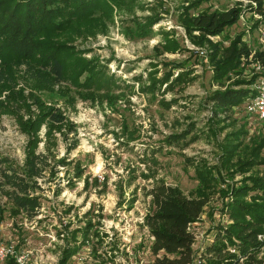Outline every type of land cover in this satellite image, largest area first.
I'll return each instance as SVG.
<instances>
[{
	"label": "rangeland",
	"instance_id": "obj_1",
	"mask_svg": "<svg viewBox=\"0 0 264 264\" xmlns=\"http://www.w3.org/2000/svg\"><path fill=\"white\" fill-rule=\"evenodd\" d=\"M190 1L139 0L131 10H114L104 24L54 35L109 77L99 88L50 84L36 66H6L0 155L22 166L31 148L48 165L38 180V208L26 213L0 197L2 264H148L152 237L142 220L156 180L187 196L206 195L189 226L194 255L217 225L231 222L220 208L234 188L243 190L244 202L264 198V126L243 107L262 71L254 55L264 49V15L244 11L221 33L198 41L197 31L188 35L183 27L182 8ZM246 3L203 0L185 14ZM236 35L250 52L218 76L214 65ZM225 87L247 93L220 113L208 96ZM226 145H233L231 154L223 151ZM206 172L211 179L204 182L199 175ZM260 230L256 257L264 258V224Z\"/></svg>",
	"mask_w": 264,
	"mask_h": 264
},
{
	"label": "trees",
	"instance_id": "obj_2",
	"mask_svg": "<svg viewBox=\"0 0 264 264\" xmlns=\"http://www.w3.org/2000/svg\"><path fill=\"white\" fill-rule=\"evenodd\" d=\"M138 1L0 0V81L5 77L6 66L14 63L42 69L48 75L50 84L65 81L80 89L89 86L99 88V84H107L109 77L103 71L96 66L85 65L75 51L66 50L52 37L66 29L75 33L76 28L82 26L104 24L114 10H131ZM201 1H190L182 8L185 10L182 20L185 33L190 35L197 31L200 34L198 41L203 36L221 33L225 27L234 24L244 11L264 15V0H246V5L238 4L222 11L204 9L193 16L185 14ZM152 22L149 20L145 27ZM249 52L246 45L241 43L240 36L236 35L222 50L220 60L214 65L215 74L223 75ZM254 58L264 65V50L255 52ZM82 72H85V76L80 82ZM253 79L248 80V84ZM246 93L247 89L225 87L211 91L208 100L218 112L224 113L244 99ZM47 114L51 121H60L56 113ZM27 127H33V122L30 121ZM233 145H226L228 148L223 151L231 154L229 147ZM47 165L46 156L35 153L31 148L26 150L22 166L0 155V197L26 213L38 208V180L43 177ZM199 178L204 182L211 179L207 172L200 174ZM241 192L240 187L234 188V196L220 208V213L231 222L217 225L212 238L194 255L191 248L194 237L189 226L202 213L206 195L187 196L178 188L156 180L147 191L151 209L142 220L152 237L150 251L154 258L148 264H264L263 257H256L261 245L256 236L264 224V198L261 202L247 203L239 198L238 193ZM231 249L237 253H232Z\"/></svg>",
	"mask_w": 264,
	"mask_h": 264
},
{
	"label": "built area",
	"instance_id": "obj_3",
	"mask_svg": "<svg viewBox=\"0 0 264 264\" xmlns=\"http://www.w3.org/2000/svg\"><path fill=\"white\" fill-rule=\"evenodd\" d=\"M259 40L264 44V30L259 33ZM264 50V49H263ZM256 62V68L262 69L261 73L256 77L248 96L243 104L245 113L258 120L264 126V65ZM5 255V250L0 247V264Z\"/></svg>",
	"mask_w": 264,
	"mask_h": 264
}]
</instances>
